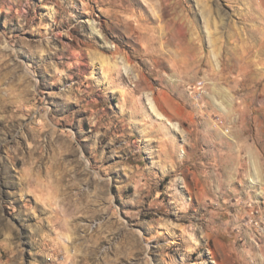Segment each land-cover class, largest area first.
I'll use <instances>...</instances> for the list:
<instances>
[{"label":"rangeland","instance_id":"obj_1","mask_svg":"<svg viewBox=\"0 0 264 264\" xmlns=\"http://www.w3.org/2000/svg\"><path fill=\"white\" fill-rule=\"evenodd\" d=\"M0 264H264V0H0Z\"/></svg>","mask_w":264,"mask_h":264},{"label":"built area","instance_id":"obj_2","mask_svg":"<svg viewBox=\"0 0 264 264\" xmlns=\"http://www.w3.org/2000/svg\"><path fill=\"white\" fill-rule=\"evenodd\" d=\"M201 97V93L197 95V98Z\"/></svg>","mask_w":264,"mask_h":264},{"label":"bare ground","instance_id":"obj_3","mask_svg":"<svg viewBox=\"0 0 264 264\" xmlns=\"http://www.w3.org/2000/svg\"><path fill=\"white\" fill-rule=\"evenodd\" d=\"M112 224V223H111Z\"/></svg>","mask_w":264,"mask_h":264}]
</instances>
